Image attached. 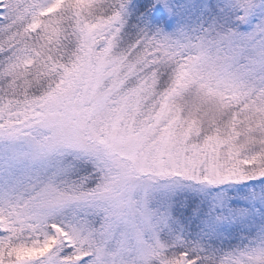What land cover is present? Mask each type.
<instances>
[{"label": "snow or ice", "instance_id": "snow-or-ice-1", "mask_svg": "<svg viewBox=\"0 0 264 264\" xmlns=\"http://www.w3.org/2000/svg\"><path fill=\"white\" fill-rule=\"evenodd\" d=\"M0 264H264V0H0Z\"/></svg>", "mask_w": 264, "mask_h": 264}]
</instances>
